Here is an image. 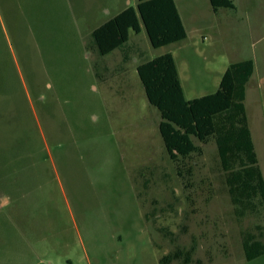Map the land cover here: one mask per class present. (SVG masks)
<instances>
[{
  "label": "rangeland",
  "instance_id": "1",
  "mask_svg": "<svg viewBox=\"0 0 264 264\" xmlns=\"http://www.w3.org/2000/svg\"><path fill=\"white\" fill-rule=\"evenodd\" d=\"M177 1L208 24L157 47L142 26L99 55L86 46L94 20L137 0H0V264H160L191 244L206 264H264L242 246L244 233L264 244V209L236 217L212 138H194L177 173L136 70L170 52L193 98L216 90L223 58L251 54L226 7ZM246 106L264 176V84Z\"/></svg>",
  "mask_w": 264,
  "mask_h": 264
},
{
  "label": "trees",
  "instance_id": "2",
  "mask_svg": "<svg viewBox=\"0 0 264 264\" xmlns=\"http://www.w3.org/2000/svg\"><path fill=\"white\" fill-rule=\"evenodd\" d=\"M213 10L235 8L233 0H209ZM145 29L152 46H162L186 37L174 0H138L91 30L86 46L104 55L120 47L130 30ZM149 103L160 115L159 133L177 173L183 175L184 159L200 151L194 138L215 142L236 217L258 214L264 209V176L255 150L245 108L246 83L254 71V60L230 62L215 91L186 98L178 69L170 52L159 54L136 65ZM188 171V170H187ZM247 260L264 252V244L254 234L242 235ZM195 244L176 247L160 257V264L179 260L181 264H206L193 258Z\"/></svg>",
  "mask_w": 264,
  "mask_h": 264
},
{
  "label": "crops",
  "instance_id": "3",
  "mask_svg": "<svg viewBox=\"0 0 264 264\" xmlns=\"http://www.w3.org/2000/svg\"><path fill=\"white\" fill-rule=\"evenodd\" d=\"M174 1H175L176 6H177V10L179 12L182 23L186 29L185 39L188 38V36H189V32L187 29V23H191L195 27L208 24V21L205 18H201L199 16V14L194 10H192V13H190V14H187L186 11L183 12V10H181L179 2L177 0H174ZM137 2H138V0H137ZM233 2L235 4V8H227V7L223 8L222 17H223L225 26L227 28L228 27L234 28V31H235V25L237 23H240L244 27L245 31L249 34L248 39H249V44L251 46V54L249 56H246L243 58H230V59L229 58H223V60L220 61V63L223 66V67H221V69L223 68V71H224V69H226L227 65L230 62L242 60L245 58H252L254 60V71H253L252 75L250 76L248 82L246 83V94H245V99H244L246 114H247V118H248V124L250 127L248 111H247V106H246V101H247V96H248V88L251 85L262 86V84H264V61L262 64L261 57L259 56V52L261 53L263 51L262 53L264 54V38L263 39L261 38L264 36V12L262 10L264 0H233ZM207 4H208V8H210V10H212L213 13L216 14L217 12L220 11V8H218L217 10H213L209 0H207ZM127 6L128 5H125L123 8L116 11L113 15H115L119 11L123 10ZM95 15H96V11H91L90 14L83 15L81 18H84V20H87V19H90L91 17H95ZM112 16H110V17H112ZM73 19H77V16L74 15ZM107 19L100 18L99 20H97V19L94 20L96 24L92 29L99 26L100 24H102ZM185 39H182V40H185ZM259 43H261V44L259 45ZM261 65H262V67H261ZM177 69H178V67H177ZM257 72H259V73H257ZM178 74H179V72H178ZM256 74H258V76H259L258 79L254 78V76H256ZM180 82H181V80H180ZM181 85H182V83H181ZM259 102L260 101H258V103ZM250 130H251V127H250ZM251 135L253 138L252 130H251Z\"/></svg>",
  "mask_w": 264,
  "mask_h": 264
}]
</instances>
